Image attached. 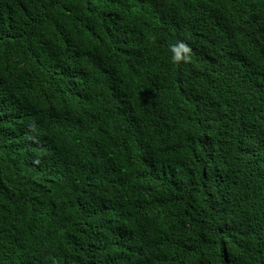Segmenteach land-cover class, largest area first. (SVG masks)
<instances>
[{
	"label": "trees",
	"instance_id": "obj_1",
	"mask_svg": "<svg viewBox=\"0 0 264 264\" xmlns=\"http://www.w3.org/2000/svg\"><path fill=\"white\" fill-rule=\"evenodd\" d=\"M0 264H264V0H0Z\"/></svg>",
	"mask_w": 264,
	"mask_h": 264
},
{
	"label": "clouds",
	"instance_id": "obj_2",
	"mask_svg": "<svg viewBox=\"0 0 264 264\" xmlns=\"http://www.w3.org/2000/svg\"><path fill=\"white\" fill-rule=\"evenodd\" d=\"M173 53V61L180 62L181 60L187 62L190 59L191 48L184 42H177L169 46Z\"/></svg>",
	"mask_w": 264,
	"mask_h": 264
}]
</instances>
